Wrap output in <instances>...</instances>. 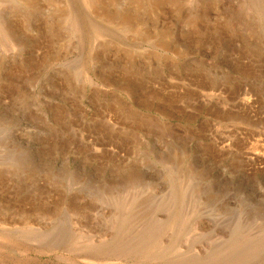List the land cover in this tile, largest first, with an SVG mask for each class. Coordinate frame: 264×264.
Instances as JSON below:
<instances>
[{"label":"rangeland","instance_id":"374dc122","mask_svg":"<svg viewBox=\"0 0 264 264\" xmlns=\"http://www.w3.org/2000/svg\"><path fill=\"white\" fill-rule=\"evenodd\" d=\"M0 264H264V0H0Z\"/></svg>","mask_w":264,"mask_h":264},{"label":"bare ground","instance_id":"6f19581e","mask_svg":"<svg viewBox=\"0 0 264 264\" xmlns=\"http://www.w3.org/2000/svg\"><path fill=\"white\" fill-rule=\"evenodd\" d=\"M86 1V0H85ZM88 2V1H87ZM89 3V2H88ZM78 26V25H77ZM93 29L95 28V27H92ZM95 29H97V28H95ZM94 29V30H95ZM95 31H98V30H95ZM176 226V225H175ZM116 228V227H115ZM124 232V231H123ZM118 233L120 234V227H119V231H118ZM152 233H153V231H152ZM157 236V235H156ZM151 238H153V237H151ZM114 239V238H113ZM117 239V238H116ZM148 239V238H147ZM145 241V240H144ZM80 243V241L77 239V240H74V243L73 244H75V243ZM111 242H112V240H111ZM151 243V242H150ZM110 244V243H109ZM112 244V243H111ZM116 244H118L117 242H116ZM134 244V243H133ZM147 244H148V241H147ZM147 244H145V245H147ZM43 245V244H42ZM46 246H47V244H45ZM50 245V244H49ZM48 245V246H49ZM77 245V244H76ZM86 245H88V243L86 244ZM102 245V244H101ZM105 245H106V243H105ZM115 244H113V246H114ZM242 245V244H241ZM244 245V244H243ZM78 246V245H77ZM77 246H74V247H76V249L77 248H79L80 247V245H79V247H77ZM110 246V245H109ZM108 246V247H109ZM149 246H152V245H149ZM72 247V246H71ZM81 247H83V246H81ZM80 247V248H81ZM86 247V246H85ZM89 247V246H88ZM107 247V246H106ZM115 247V246H114ZM247 247H248V245H247ZM49 248V247H48ZM119 248V249H118ZM128 248V247H127ZM150 248H152V247H150ZM244 248H245V246H244ZM74 249V248H73ZM75 249V250H76ZM84 249V248H83ZM142 249H143V252H146L147 250H149V248H146V246L145 247H142ZM242 249V248H241ZM82 250V249H81ZM101 250H104L103 248H101V247H99V246H93V247H91V248H89L88 249V251H86V253L87 254H98V253H100L101 252ZM109 250V249H108ZM113 250V249H112ZM117 250L118 251H120V242H119V244H118V247H117ZM73 252H75V251H73ZM77 252H78V250H77ZM135 252V251H134ZM102 253V252H101ZM107 253V252H106ZM115 253V252H114ZM109 255H112V254H109ZM138 255V254H137ZM141 255V254H140ZM143 256H144V254H142ZM141 255V256H142ZM87 256V255H86ZM101 256V255H100ZM103 256V255H102ZM116 256V255H115ZM119 256V255H118ZM96 257V256H95ZM99 257V256H98ZM98 257H97V259H98ZM107 257V256H106ZM110 257V256H109ZM120 257V256H119ZM103 258H104V256H103ZM100 259V258H99Z\"/></svg>","mask_w":264,"mask_h":264}]
</instances>
